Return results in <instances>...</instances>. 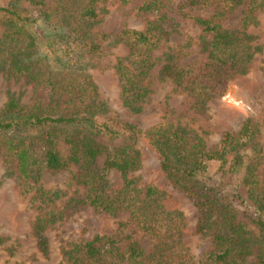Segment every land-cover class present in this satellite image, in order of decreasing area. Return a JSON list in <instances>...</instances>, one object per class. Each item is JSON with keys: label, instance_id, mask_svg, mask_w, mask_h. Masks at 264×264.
Wrapping results in <instances>:
<instances>
[{"label": "trees", "instance_id": "obj_1", "mask_svg": "<svg viewBox=\"0 0 264 264\" xmlns=\"http://www.w3.org/2000/svg\"><path fill=\"white\" fill-rule=\"evenodd\" d=\"M96 1L54 0V9L46 13L43 0H29L38 6L42 20L55 13L52 24L56 33H50L53 40L46 42L47 51L41 52L36 35L22 24L28 21L24 9L16 1L0 4V72L14 78L23 76L25 81L43 83L49 89L50 98L44 107L22 104L19 96L9 91L0 105V133L7 136L9 146L4 151L16 160L21 192H32L37 214L31 224V234L37 251L46 253L47 240L43 232L53 220L51 214L39 213L60 195L59 191L44 189L39 184L40 173L67 169L71 163L80 162L83 172L74 178L85 187L80 201L110 216L125 213L126 221H118L117 227L131 223L147 236L150 247L144 250L129 236L122 240L94 234L62 249L67 264H264V185L257 187L254 166L250 160H241L238 154V149L254 134L253 124L244 119L237 131L223 133L216 146L208 149L203 138L206 131L173 125L163 118L144 131L131 122L116 121L112 127L99 122L104 106L93 96L95 84L89 76V64L78 53L82 48L93 52L99 47L88 36L89 27L97 21ZM220 1L181 0L178 5L184 8ZM229 1L237 4L240 0ZM162 5L159 0H142L137 11L152 14V18L140 29L123 27L116 34L99 35L100 40L111 38V42L126 47L125 55L115 58L113 68L122 104L131 112L139 111V103L148 93L142 82L155 66L154 50L166 39ZM253 8L252 5L247 8L237 29L221 28L213 21V15L190 16L200 30L199 48L205 53L203 64L193 74L190 68L171 62L173 55L169 51L162 53L164 61L159 67V76L185 90L194 110L202 109L208 99L219 94L233 73L244 74L253 54L259 50L245 31L246 25L253 21ZM56 44L62 46L66 57L61 58L56 53L53 47ZM78 133L82 136L77 137ZM139 134L147 138L156 153L164 178L183 192L198 210L194 231L211 239V249L199 259L194 258L184 238L182 212L164 207L162 189L150 184L136 186L134 178L129 176L140 166L139 152L133 145ZM95 136L121 137V141L105 146L97 143ZM57 139L67 146L66 155L56 147ZM255 146L252 142L251 149ZM230 153L232 163L228 168H239L241 182L248 186L246 200L241 199L240 203L248 207L246 218L252 227L236 218L230 202L222 200L214 188L196 178L206 171L210 161L217 162L219 168L224 166ZM100 155L103 160L97 167L94 163ZM111 169L121 178L118 188H112L105 178ZM233 197V200L239 198ZM3 241L0 237V245Z\"/></svg>", "mask_w": 264, "mask_h": 264}, {"label": "rangeland", "instance_id": "obj_2", "mask_svg": "<svg viewBox=\"0 0 264 264\" xmlns=\"http://www.w3.org/2000/svg\"><path fill=\"white\" fill-rule=\"evenodd\" d=\"M10 1H16L24 9L28 21L22 24L38 38V51H47L45 43L52 42L51 34L56 33V28L52 24L55 13L49 14L47 20H42L38 6H34L29 0H0V4ZM141 1L97 0L95 2L97 21L89 27L88 36L99 47L93 52H85L86 48L78 50V53L82 54L81 59L89 64V76L95 84L93 96L104 106L103 113L99 115V122L103 121L111 127L116 121L131 122L144 131L163 118L165 122L173 125H184L197 132L206 131L207 134L203 136L205 147L213 149L223 133H234L247 118L253 124L255 132L251 139L238 149V154L244 162L250 160L254 166L257 187L263 186L264 0H240L237 4L222 0L214 3L215 5H193L184 8L178 5L181 0H159L163 4L161 11L165 13L163 25L167 31L166 39L154 50L155 66L142 82L147 87L148 93L139 103V111L131 112L122 104L113 68L115 58L125 55L126 47L121 43L111 42V38L100 40L99 35L100 33L116 34L123 27L140 29L147 19L152 18V14L137 11ZM43 2L46 13L54 9V0H43ZM250 5L254 6L251 11L253 21L246 25L245 31L252 36L251 43L257 44L259 50L253 54L244 74L233 73L226 80L219 94L208 99L202 109L194 110L185 90L174 86L168 78L159 76V67L164 61L162 53L169 51L173 55L171 62L176 66L190 68L191 74L195 73L203 64L205 53L199 48L197 37L200 30L190 16L213 15V21L221 28L237 29L240 27V19L247 13ZM214 12L217 14L214 15ZM48 23L49 27H47ZM1 30L0 26V33ZM53 47L61 58L66 57L61 51L62 46L56 44ZM50 66L55 69L52 64ZM6 91L18 95L22 104L35 103L44 107L50 98L49 89L43 83L25 81L23 76L14 78L0 72V105L5 100ZM81 136V133L77 134V137ZM93 138L97 143L105 146L117 145L121 141V137ZM252 142L256 143L254 149H251ZM11 143L14 144L12 141ZM133 145L139 152L140 166L129 176L134 178L136 186L150 184L162 189L165 192L162 200L164 207L182 212L185 222L184 238L194 258L199 259L203 253L211 249V239L194 231L198 210L183 192L176 190L164 178L156 153L143 134L136 137ZM6 146H8V138L0 133V237L4 240L0 245V264H67L62 249L67 248L69 243L87 240L94 234L122 238V240L125 236H129L144 250H148L150 240L131 223L127 222L121 228L117 227L118 221H126L125 213L110 216L80 201L85 187L74 178L83 172L84 167L77 162L71 163L67 169L53 172L42 170L40 173L39 184L44 189L59 191L60 195L49 201L39 213H48V216L51 214L53 220L46 225L43 232L47 240L46 253L37 251L35 239L31 234V224L37 214L33 208L32 192H21L22 181L18 177L16 160H13L10 153H5ZM56 147L62 155L67 154V146L61 140L57 139ZM231 159L232 153L228 155L227 163L221 168L217 162H208L206 171L198 174L196 178L206 186L214 188L216 195L230 202L234 207L236 218L251 226L246 218L249 209L240 203L241 199L246 200L248 186L241 182L239 168H228L232 163ZM102 160L103 155L97 157L95 166L100 167ZM105 178L112 188L121 186V178L115 170L107 171ZM235 195L239 197L237 200H233ZM250 258L251 255L247 257L248 260Z\"/></svg>", "mask_w": 264, "mask_h": 264}]
</instances>
